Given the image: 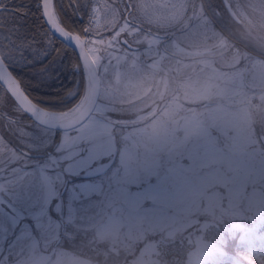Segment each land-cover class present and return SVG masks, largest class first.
I'll use <instances>...</instances> for the list:
<instances>
[{
	"label": "rangeland",
	"instance_id": "obj_1",
	"mask_svg": "<svg viewBox=\"0 0 264 264\" xmlns=\"http://www.w3.org/2000/svg\"><path fill=\"white\" fill-rule=\"evenodd\" d=\"M84 1L101 82L92 114L72 130L45 129L6 104L0 86V264H215L227 236L262 242L264 83L254 77L264 76V52L251 46L264 42V0H226L239 23L221 31L202 0H136L132 17L145 23L130 54L117 40L129 22L111 23L120 4ZM5 19L22 20L1 11ZM51 37H16L0 50L36 62ZM59 59L46 78L63 72ZM129 102L132 119L112 116ZM8 158L17 163L8 168Z\"/></svg>",
	"mask_w": 264,
	"mask_h": 264
},
{
	"label": "flooded vegetation",
	"instance_id": "obj_2",
	"mask_svg": "<svg viewBox=\"0 0 264 264\" xmlns=\"http://www.w3.org/2000/svg\"><path fill=\"white\" fill-rule=\"evenodd\" d=\"M80 1H81V4L79 3ZM122 1L126 7V10L123 14H122V11L119 10V14L121 16L119 18L120 20L114 21L111 23H119L120 21H122V19H125V21H128L131 27L123 35L127 41L131 43H138V42H133L132 39H134L137 36L139 37V35L140 36L142 35L144 31V24L142 23H145V22L142 21L141 17L139 19H134L132 17V13L134 12V10H136L135 8L136 0H135V3H133V0H122ZM228 1L232 5L233 1L232 0H228ZM116 2H118V0H116ZM213 2L214 0H202V5H203L204 11H206V15H208V8L209 9L210 7L213 8V11L215 14L214 18L219 19V20H214L215 22L214 21L213 22H214V25L218 27L217 29H219V31H221L222 28L225 27L226 23H239L238 21L233 19V17L229 13L228 14L230 18H228L227 7L229 6V4L226 0H220L221 3H219V0H216V4L218 8H216ZM37 5H38V0H0V7H1L0 11L2 12L4 11V12H7L13 15L15 14L16 16L17 15L23 16L20 22L11 23L7 21L6 19L5 21L0 20V49H1V45L4 42L14 43V38L16 37H24L27 40V39H33V36L35 33H42V32H44V34L47 33L43 28L42 30H38L37 28L32 29L31 26L27 24V23H44L42 20H39V19L27 20L26 16L24 17L23 15V13L25 12L35 11V9H37ZM54 5L60 16L61 23L67 28L69 29L71 28L70 26H68L69 23L71 24L74 23L76 26V29L72 28L71 30L80 31L81 25H84V23H88V21L84 20L85 18H83L81 15V12L86 10V5H85L84 0H54ZM220 10L223 11L225 15L219 13ZM216 14H219V15H216ZM130 16L132 17L133 20H130ZM222 19L224 20L222 21ZM133 27H138L137 34L130 33ZM81 30L82 31L80 33L82 32L86 33L85 28ZM123 35H120V36H123ZM120 36L118 37V40ZM236 37L244 42L251 43V41L245 38V36H236ZM35 40H37V38L33 39L32 41H35ZM20 41H23V40H20ZM54 45H59V44H57L56 41L52 38V41H51L52 47L50 49V53H48L46 57L36 60V62L30 61L28 59L25 62H22L21 60H16L14 59L15 56H13L11 51L9 52L10 54L8 56L11 58H8V60H6L5 59L6 57L2 55V52L0 50V55L4 63H6L9 70L16 77L17 75H19L21 78H23L21 80L17 77L20 83H22L23 89L26 91V93L32 99H35L43 104H46L47 97H49L50 94L42 92L43 87L41 85L45 86L47 83L49 84L50 82L56 81V78L48 79L45 77L46 73H44V67L48 65L51 58L55 61L62 55V53L57 55L54 52ZM251 47L256 49L257 51L264 52V42L262 41H260V45L252 43ZM131 51H135V50H131ZM60 66L64 68L63 63H61ZM73 72L78 73V68L76 66H74ZM79 89H80L79 84L76 87V83H75V87L72 88L69 92H67V94L63 96L64 97L63 102H66L69 99H72L76 95L77 91H79ZM6 104H9V106H12V103L9 100L6 101ZM0 118L3 122L5 121V118L1 114H0ZM4 136L6 135L4 134ZM15 163H17V160L15 158H8L5 165L8 164V168H10V167H13ZM30 166L32 165H27V168H29ZM23 169H25L24 166H23Z\"/></svg>",
	"mask_w": 264,
	"mask_h": 264
},
{
	"label": "water",
	"instance_id": "obj_3",
	"mask_svg": "<svg viewBox=\"0 0 264 264\" xmlns=\"http://www.w3.org/2000/svg\"><path fill=\"white\" fill-rule=\"evenodd\" d=\"M40 12L52 35L72 48L78 57L83 79L79 98L71 107L64 110L48 109L37 104L25 93L17 78L13 79L9 75V68L4 63L1 55L0 76H2V82H0V85L18 107L37 124L53 130H71L81 125L89 117L97 103L100 93V78L97 66L85 46L84 37L76 32H71L60 23L54 8V0H40ZM122 42L131 49L136 48L124 39H122ZM20 150L24 153L22 149ZM39 155V153H30V156ZM122 264L130 263L124 262Z\"/></svg>",
	"mask_w": 264,
	"mask_h": 264
},
{
	"label": "trees",
	"instance_id": "obj_4",
	"mask_svg": "<svg viewBox=\"0 0 264 264\" xmlns=\"http://www.w3.org/2000/svg\"><path fill=\"white\" fill-rule=\"evenodd\" d=\"M83 12L86 13V10L82 11L81 15L83 18H85L84 20H87V17L84 16ZM23 15L24 17L26 16L27 20H32V19L42 20L38 5L35 11L25 12L23 13ZM27 24L30 25L32 29L34 28H37L38 30H42V28L44 30L46 29L44 23H27ZM68 26L71 27L70 29L72 28L76 29V26L74 23L72 24L69 23ZM83 28H86L87 30H89L85 26V23H84V25H81L80 31L78 30L77 31L81 32L82 31L81 29ZM110 29H111V26H108V29H101L100 27H97L98 33L100 32V30H102L101 32L102 34H105V33L107 34ZM49 35L52 36L51 34ZM233 35L236 36L235 34ZM51 38H53L56 41V43L59 44V45H54V52L57 55L62 53L59 60L61 61V63L64 64V68L60 66L63 72L60 74L58 78H56L55 82H50L49 84L47 83L45 86L41 85L43 87L42 92L50 94V96L47 97L46 104H43L35 99H33V101L48 109L64 110V109L71 107L78 99V96L81 94L82 87L79 85L80 89L79 91H77L76 95L72 99H69L68 101L63 102V99H64L63 96L67 94V92H69L72 88L75 87V83L77 87V85L82 82V75L81 73L73 72L74 66L78 67V58L76 56V53L69 47L65 46L61 41H59L55 37L52 36ZM238 45L241 47L243 46L245 49L249 48V46H245L244 43H240ZM65 50L66 52L64 53ZM261 57H264V55H261ZM222 59L225 61H228V63L231 64L229 60L234 59V57H231L228 54H226L222 57ZM17 77L21 80L23 79L19 75H17ZM254 80H257L258 83H264V76H262L260 79L258 78L256 79V77H254ZM131 104L132 103L130 102L129 104H123V108L121 110L111 112L112 116L118 119H122V117L125 119L127 118L132 119L134 112L128 113V110ZM121 106L122 104L120 105V108ZM125 107H127L126 110H125ZM118 111H121V113L118 114ZM22 114L25 117V121H29L30 123L36 124L23 112ZM25 121L21 119L19 123H23ZM263 128L259 129L257 127V136L260 142L262 143V145L264 146L263 144L264 129ZM5 135L7 136L9 134L7 133ZM12 139L13 137H11V140ZM11 140L9 141L11 142ZM19 153L20 155L24 154L21 151ZM27 157L29 159H34V158H30V157H33L30 155H27ZM18 164H21V163H18ZM24 167L27 168V166H24ZM259 229L261 230V228ZM220 245L222 249L224 250V255L221 256L222 258L219 259L217 263L215 264H264V240L262 242L241 243L240 241H237L236 236L232 238L230 236H227L225 237L224 242H222V240L220 241ZM207 264H213V263H207Z\"/></svg>",
	"mask_w": 264,
	"mask_h": 264
},
{
	"label": "snow or ice",
	"instance_id": "obj_5",
	"mask_svg": "<svg viewBox=\"0 0 264 264\" xmlns=\"http://www.w3.org/2000/svg\"><path fill=\"white\" fill-rule=\"evenodd\" d=\"M8 73H9L10 76L13 77V79H15V75L9 69H8ZM0 82H2V76H0ZM17 83H18V81H17Z\"/></svg>",
	"mask_w": 264,
	"mask_h": 264
}]
</instances>
